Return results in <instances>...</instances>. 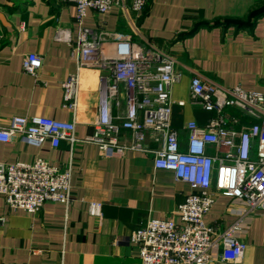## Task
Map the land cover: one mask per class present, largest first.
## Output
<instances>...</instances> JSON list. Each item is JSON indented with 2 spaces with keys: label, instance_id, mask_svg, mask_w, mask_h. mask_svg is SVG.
<instances>
[{
  "label": "crops",
  "instance_id": "crops-1",
  "mask_svg": "<svg viewBox=\"0 0 264 264\" xmlns=\"http://www.w3.org/2000/svg\"><path fill=\"white\" fill-rule=\"evenodd\" d=\"M88 28L102 41L106 57H117L112 34H123L144 48L154 47L176 60L180 74L171 86V123L181 144L188 140L186 124L205 126L214 116L191 98V80L225 87L241 86L264 93V0H149L141 11L133 0H121L109 11L89 9L80 22L72 2L58 0H0V123L14 116H46L75 120L76 133L85 138L95 131L101 76L99 68H80L74 53L82 31ZM43 57L38 76L23 69L28 53ZM80 75L76 109L65 106L62 83ZM126 88L120 84L112 113L119 124L127 110ZM184 101V105L178 102ZM241 116L237 108H229ZM142 116V115H141ZM119 140L130 144L131 132L121 129ZM147 145H161L148 138ZM209 153L223 150L210 144ZM44 158L62 168L71 167L70 203L48 200L37 213L11 209L0 196V264H142L139 246L130 240L133 230L149 219L179 221L178 205L191 191L173 172L158 169L151 154L129 149L121 157L104 158L91 142L62 140L37 146L18 134L0 142V162H35ZM102 204V215L90 211ZM243 203L218 194L205 223L221 230L239 217ZM246 249L241 262L264 264V211L249 217L242 235Z\"/></svg>",
  "mask_w": 264,
  "mask_h": 264
},
{
  "label": "built area",
  "instance_id": "built-area-1",
  "mask_svg": "<svg viewBox=\"0 0 264 264\" xmlns=\"http://www.w3.org/2000/svg\"><path fill=\"white\" fill-rule=\"evenodd\" d=\"M58 1L74 3L77 19L82 22L89 9L105 13L121 0ZM148 2L133 0V9L139 12ZM109 36L102 32L98 39L85 28L74 48L79 69L106 71L101 76L93 134L79 138L75 120L14 116L9 124L0 123V142H10L18 134L37 146L50 142L54 148L62 140L95 143L104 158L121 157L129 149L151 154L156 168L173 172L191 191L177 207L179 221L153 218L131 232L130 240L139 246L142 264H212L218 257L225 262H241L248 219L264 211V93L241 86L225 87L194 76L191 98L214 116L205 126L189 121L183 147L179 131L171 123V86L180 78L176 60L160 49L137 45L123 34H112L118 55L106 57L101 44ZM42 64L43 57L31 52L23 60V69L38 76ZM79 84L78 73L70 74L62 83L65 106L77 108ZM120 84L127 90V110L121 124L112 113L113 103H120ZM229 108L239 109L242 115L230 113ZM121 129L131 132L130 144L120 142ZM148 138L161 146L149 147ZM210 144L220 147L223 154L209 153ZM71 176V167L62 168L44 158L33 163L0 162V196L11 209L37 213L48 200L72 201ZM218 194L243 203L238 219L222 230L204 221ZM90 211L100 217L102 204L92 202Z\"/></svg>",
  "mask_w": 264,
  "mask_h": 264
}]
</instances>
